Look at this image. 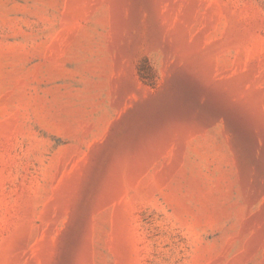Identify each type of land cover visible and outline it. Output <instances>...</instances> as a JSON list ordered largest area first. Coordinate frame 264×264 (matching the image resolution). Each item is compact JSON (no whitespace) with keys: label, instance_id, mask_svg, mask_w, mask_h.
<instances>
[{"label":"rangeland","instance_id":"obj_1","mask_svg":"<svg viewBox=\"0 0 264 264\" xmlns=\"http://www.w3.org/2000/svg\"><path fill=\"white\" fill-rule=\"evenodd\" d=\"M0 264H264V0H0Z\"/></svg>","mask_w":264,"mask_h":264}]
</instances>
